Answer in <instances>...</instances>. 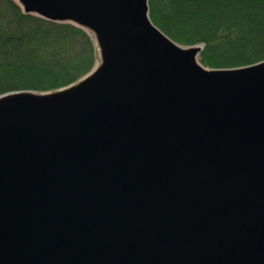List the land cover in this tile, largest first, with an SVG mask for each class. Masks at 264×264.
I'll return each instance as SVG.
<instances>
[{"label": "water", "instance_id": "water-1", "mask_svg": "<svg viewBox=\"0 0 264 264\" xmlns=\"http://www.w3.org/2000/svg\"><path fill=\"white\" fill-rule=\"evenodd\" d=\"M98 63L0 95V264H264V60L207 68L149 0H16Z\"/></svg>", "mask_w": 264, "mask_h": 264}, {"label": "trees", "instance_id": "trees-1", "mask_svg": "<svg viewBox=\"0 0 264 264\" xmlns=\"http://www.w3.org/2000/svg\"><path fill=\"white\" fill-rule=\"evenodd\" d=\"M152 22L175 42L202 44L207 68H234L264 60V0H149ZM94 39L71 22L24 13L0 0V95L65 87L97 59Z\"/></svg>", "mask_w": 264, "mask_h": 264}, {"label": "rangeland", "instance_id": "rangeland-1", "mask_svg": "<svg viewBox=\"0 0 264 264\" xmlns=\"http://www.w3.org/2000/svg\"><path fill=\"white\" fill-rule=\"evenodd\" d=\"M88 32V31H87ZM90 34V33H89ZM92 36V35H91ZM93 37V36H92ZM94 39V38H93ZM95 44V43H94ZM179 44V43H178ZM183 46H185V45H183ZM194 46V45H193ZM198 46H200L201 47V49H202V44H198ZM97 49V48H96ZM97 63H98V55H97V59H96V61H95V64H94V66L92 67V69L97 65ZM91 69V70H92Z\"/></svg>", "mask_w": 264, "mask_h": 264}]
</instances>
